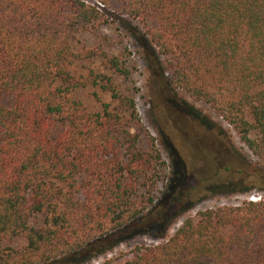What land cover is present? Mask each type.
Segmentation results:
<instances>
[{"label": "trees", "instance_id": "trees-1", "mask_svg": "<svg viewBox=\"0 0 264 264\" xmlns=\"http://www.w3.org/2000/svg\"><path fill=\"white\" fill-rule=\"evenodd\" d=\"M104 1L143 26L170 84L214 110L264 168V0ZM102 18L83 0H0V264H74L110 250L105 239L162 191L165 162L134 101L104 75H72L94 57L128 74L101 48L74 49ZM100 82L119 112L78 102V88ZM232 162L212 193L264 192L263 170ZM14 239L24 246L5 247ZM102 264H264V196L200 211L165 242Z\"/></svg>", "mask_w": 264, "mask_h": 264}, {"label": "rangeland", "instance_id": "rangeland-1", "mask_svg": "<svg viewBox=\"0 0 264 264\" xmlns=\"http://www.w3.org/2000/svg\"><path fill=\"white\" fill-rule=\"evenodd\" d=\"M83 1L101 8L104 18L97 27L79 34L74 43L75 51L101 48L106 54L119 58L128 74L114 73L104 59L94 57L76 62L71 67L72 75L78 78H87L91 72L104 75L111 79L123 96L134 101L140 121L154 137L162 153L165 177L156 205L141 218L105 239L104 246L113 245L110 250L91 257L85 255L74 264H102L136 246L163 243L186 218L194 217L200 211L239 205L244 201H259L264 192L257 189L211 192L217 183L228 177L225 168L237 158L257 170L264 171V168L243 148L232 128L214 110L170 84L161 58L145 36L141 24L123 16L118 6L104 5V0L103 3ZM102 85L100 82L97 86L78 88V102L92 114L100 113L102 104H109L110 110L119 112ZM5 104L10 106L11 102L6 100ZM121 116L122 123L129 121V114L121 113ZM41 223L42 217L37 216L29 224L38 227ZM163 223H168L165 229L162 228ZM24 244L22 239H14L4 245L20 248ZM100 246H95L92 253L101 249Z\"/></svg>", "mask_w": 264, "mask_h": 264}]
</instances>
